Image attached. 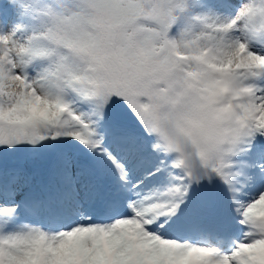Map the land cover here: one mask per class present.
I'll return each instance as SVG.
<instances>
[{
  "label": "snow or ice",
  "instance_id": "1",
  "mask_svg": "<svg viewBox=\"0 0 264 264\" xmlns=\"http://www.w3.org/2000/svg\"><path fill=\"white\" fill-rule=\"evenodd\" d=\"M140 3L0 20V264H264V2L202 0L198 80L112 54Z\"/></svg>",
  "mask_w": 264,
  "mask_h": 264
},
{
  "label": "clouds",
  "instance_id": "2",
  "mask_svg": "<svg viewBox=\"0 0 264 264\" xmlns=\"http://www.w3.org/2000/svg\"><path fill=\"white\" fill-rule=\"evenodd\" d=\"M6 2L21 19L22 0ZM80 7L79 0H65V8L71 14H77ZM87 7L94 16L95 10L90 5ZM139 8V26L127 38L122 39L121 30L115 29L112 54L132 63H146L181 78L200 79L208 59L214 55L210 42L203 37L209 27L210 14L204 10L202 0H142ZM157 17L161 18L163 25L156 22ZM24 21H30V18L24 16L21 22ZM29 26L37 31L42 27L35 21H30ZM161 32L163 35L153 36ZM62 39L63 35L58 34L56 43L60 44ZM63 51L82 58V50L73 43H65Z\"/></svg>",
  "mask_w": 264,
  "mask_h": 264
},
{
  "label": "rangeland",
  "instance_id": "3",
  "mask_svg": "<svg viewBox=\"0 0 264 264\" xmlns=\"http://www.w3.org/2000/svg\"><path fill=\"white\" fill-rule=\"evenodd\" d=\"M0 20L4 22L5 26L12 25L13 22H18L17 13L6 0H0Z\"/></svg>",
  "mask_w": 264,
  "mask_h": 264
}]
</instances>
